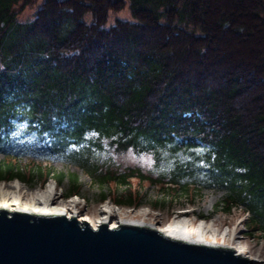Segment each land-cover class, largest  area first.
Segmentation results:
<instances>
[{
  "label": "trees",
  "instance_id": "trees-1",
  "mask_svg": "<svg viewBox=\"0 0 264 264\" xmlns=\"http://www.w3.org/2000/svg\"><path fill=\"white\" fill-rule=\"evenodd\" d=\"M37 1L0 0V182L68 180L72 197L81 193L78 175L21 156L94 174L91 157L104 145L158 160L187 154L160 179L130 169L100 181L121 179L127 189L114 202L134 208L146 179L190 201L204 189L225 191L217 206L242 207L246 230L264 241V0H130L136 22L110 29L109 12L126 0H46L34 20L20 21Z\"/></svg>",
  "mask_w": 264,
  "mask_h": 264
},
{
  "label": "water",
  "instance_id": "water-1",
  "mask_svg": "<svg viewBox=\"0 0 264 264\" xmlns=\"http://www.w3.org/2000/svg\"><path fill=\"white\" fill-rule=\"evenodd\" d=\"M0 264H253L243 253L121 222L97 228L64 213L0 208Z\"/></svg>",
  "mask_w": 264,
  "mask_h": 264
},
{
  "label": "rangeland",
  "instance_id": "rangeland-1",
  "mask_svg": "<svg viewBox=\"0 0 264 264\" xmlns=\"http://www.w3.org/2000/svg\"><path fill=\"white\" fill-rule=\"evenodd\" d=\"M46 0H38L34 6L28 7L20 16L19 20L22 22H30L34 20L35 14L40 10ZM83 21L87 25L94 23L92 13H87ZM117 21L124 22H136L135 18L130 9V0H126V7L122 11H110L106 29H110L115 26ZM20 127H25V124H21ZM90 137H96L92 135ZM24 136L16 130L13 132L10 142L11 147L14 146L16 149H20V144L23 141ZM7 159V155L0 151V162ZM91 167L97 169V172L90 174L87 169H83L79 163L66 162L60 159L48 161L40 156H28L23 155L20 158V162L24 165H40L49 167L55 170L56 173L64 172L66 174L78 175L81 183L80 203L78 204L81 210L80 215L86 214L92 215L95 213L103 204L111 203V206L115 210H120L121 213L128 217H139L137 213L142 211L148 214L147 221H153L157 225H165L172 218L182 216L183 211L194 210L196 216H203L208 219V222L214 221L216 226L221 231H231L236 229L240 243L248 250L249 255L252 257H260L264 261V241L258 237L250 236V232L246 230V222L250 217L247 211L242 210V207L234 208L230 213H227L223 206H217L226 196L225 191L220 190H209L204 189L202 194L204 196L190 201L186 196H177L172 194L168 189H171V185H166L163 182L153 183L151 179L142 181L143 188L139 192V198L142 199L141 206L134 208L123 205H116L114 195H122L127 187L121 184V179H116L108 183H101L102 177H107L110 173H116L119 177L127 174L130 169H135L145 174L149 178L160 179L167 166L175 163L177 159L187 160V154L171 155L170 152H164L161 160L153 153H137L135 150L130 149L126 152H116L115 149L109 148L104 145V150H100L97 154H93L91 157ZM164 169V170H163ZM96 175V176H95ZM130 178L131 183H138V179ZM166 182V181H165ZM8 183V182H3ZM54 183V180L45 185H41L38 182L32 185H27L32 190L37 188H45L47 184ZM26 185V184H25ZM70 187V183L66 180L61 186L55 184L56 198L60 202L74 201L75 199L67 197V193ZM170 187V188H168ZM219 195L216 200L214 207L208 212L205 209V205L209 201L211 195ZM107 195V199L103 201L101 198ZM163 201L165 206H156V202ZM192 216V215H191ZM193 218V217H191Z\"/></svg>",
  "mask_w": 264,
  "mask_h": 264
},
{
  "label": "bare ground",
  "instance_id": "bare-ground-1",
  "mask_svg": "<svg viewBox=\"0 0 264 264\" xmlns=\"http://www.w3.org/2000/svg\"><path fill=\"white\" fill-rule=\"evenodd\" d=\"M55 184H47L45 188H37L32 190L19 180L8 183L0 182V208L22 209L39 215H54L64 213L68 217L75 215L79 221L87 220L89 225L97 228L102 222H106L111 228L117 227L121 222H131L143 224L163 230L180 239L199 243L216 245L219 247L236 250L246 255L253 264H264L260 257H252L247 249L240 243L238 232L236 229L231 231H221L212 222L194 223V220L183 214L172 218L165 225H157L153 221H147L148 216L145 212L137 213L139 217H128L115 210L111 203L103 204L92 215L86 214L81 216V210L75 201L60 202L56 198ZM209 201L205 205V209L209 212L214 207L219 195H211ZM249 253V254H248Z\"/></svg>",
  "mask_w": 264,
  "mask_h": 264
}]
</instances>
